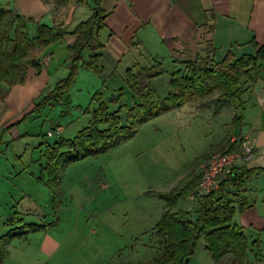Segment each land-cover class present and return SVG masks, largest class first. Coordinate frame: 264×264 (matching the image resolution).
I'll use <instances>...</instances> for the list:
<instances>
[{
    "label": "rangeland",
    "instance_id": "rangeland-1",
    "mask_svg": "<svg viewBox=\"0 0 264 264\" xmlns=\"http://www.w3.org/2000/svg\"><path fill=\"white\" fill-rule=\"evenodd\" d=\"M157 53L158 48L145 47L140 53L134 52L129 61L137 58L141 66H151ZM159 55L164 74L153 79L151 86L163 98L174 66L173 59ZM62 68L59 72L66 73L57 76L59 80L67 76L66 67ZM119 76L112 79L117 82ZM113 87L110 83L102 86V78L80 67L75 84L61 103L18 124L27 128L28 136L1 144L0 166H10L12 176L9 183L0 181V206L5 207L6 196L11 199L17 195L16 202L23 201L24 196H18L17 191L22 189L29 200L23 202L27 210L20 219L26 224L48 226L13 239L3 248L0 264H139L160 256V239L154 228L165 202L156 194L169 192L189 173L200 175L199 167L222 137L223 126L231 123L234 114L241 117L244 110L241 104L226 102L214 117L220 108L214 106V94L161 115L142 125L133 138L118 147L68 165L54 202L46 184L37 180L40 176L47 179L40 166L46 162L45 145H52L60 137H74L89 122L90 114L84 110L97 107L93 95L100 92L109 99L117 95ZM124 101L121 98L118 103H110V111ZM59 124L65 131L48 137L47 133ZM189 202L179 200L177 209L189 207ZM4 221L0 220V237Z\"/></svg>",
    "mask_w": 264,
    "mask_h": 264
},
{
    "label": "trees",
    "instance_id": "trees-1",
    "mask_svg": "<svg viewBox=\"0 0 264 264\" xmlns=\"http://www.w3.org/2000/svg\"><path fill=\"white\" fill-rule=\"evenodd\" d=\"M69 1L56 0L60 6L67 5ZM85 1L87 0H76V3L83 4ZM101 1L92 0L90 17L79 23L70 33L76 36V41L68 46V58L63 64L66 66L67 76L58 80L46 95L39 98L24 115L23 120L32 114H39L46 107L60 103L75 84L80 67L96 76L101 75L100 60L104 46L95 35L104 27L108 16L101 7ZM29 21L31 19L0 5L2 101L10 87L25 83L28 67L40 72L41 66L35 58L37 54L69 35L61 26L39 25L36 34L30 37L26 32ZM252 46L257 49L254 43ZM214 51L211 44L207 43L203 56L181 62V68L170 72L169 91L165 98H159L151 86L153 79L164 74L157 66L135 65L127 69L123 77V87L116 91L117 95L109 99L105 100L100 92H96L92 99L97 107L84 110L91 116L89 123L72 139L60 137L52 145H45L43 157L46 162L41 173L45 172L47 179L40 176L37 180L46 184L52 200L56 201L60 180L68 165L118 147L133 138L138 129L149 121L189 102L202 101L214 94H217L214 98L216 109L226 102L239 105L243 94L242 81L252 80L259 67L258 63H264V45L254 55H243L235 59L228 53L219 62L214 59ZM1 84L6 88L3 89ZM121 98L125 101L117 109L110 111V103H118ZM238 120L235 116L232 125ZM230 139L231 133L223 140L224 152L238 150L237 144L229 145ZM259 171L261 170L235 169L232 175L220 182L217 191L208 196L196 197L195 207L190 212L178 210L177 202L189 198L190 193L198 186L201 174L189 173L169 192L156 194L165 202V210L155 226L156 235L160 239L161 254L139 264H188V259L194 254L200 239L203 240L214 264L244 263L256 242L250 244L233 219L236 211L242 212L248 208L243 197L245 179ZM16 221L19 223L17 227L11 228L0 237V261L3 259V248L13 239L42 231L48 226Z\"/></svg>",
    "mask_w": 264,
    "mask_h": 264
},
{
    "label": "crops",
    "instance_id": "crops-1",
    "mask_svg": "<svg viewBox=\"0 0 264 264\" xmlns=\"http://www.w3.org/2000/svg\"><path fill=\"white\" fill-rule=\"evenodd\" d=\"M0 5L31 19L26 26L30 37L36 34L39 25L61 26L69 33L35 56L41 66L40 72L28 67L25 83L10 87L5 99L0 100L1 147L9 139L19 140L29 135L27 128L18 124L24 121V115L32 105L59 80L57 76L62 73L59 70L63 69L68 58V46L76 41V36L70 33L90 17L93 3L87 0L77 4L76 0H70L67 5L60 6L56 0H0ZM101 7L108 16L104 27L95 35L104 46L100 60L102 73L98 77L102 78V86L110 83L114 91L123 87V76L127 69L141 66L137 62L139 59L132 58L129 61V57H134V52L140 53L145 47L154 46L158 48L159 54H166L173 59L174 71L181 68V62L203 56L207 43L215 50L214 59L218 62L228 53L235 59L254 55L264 45V0H102ZM159 54L154 57V65L141 67L157 66L162 69ZM46 57L49 58L48 63L43 65L42 61ZM84 58H87V54ZM258 65L253 79L242 81L243 94L239 106L241 104L244 110L241 117L234 114L233 118H239L236 124L232 125V118L231 123L227 122L223 126L222 137L211 146L208 155L225 151L222 148L227 134L231 133V137L254 138V154L244 168L261 171L245 179L243 197L248 208L242 212L236 211L233 220L250 244L256 242L249 256L253 263L264 264V63L259 62ZM114 75L121 76L117 82L112 79ZM1 87L6 88L3 84ZM65 101L69 104L68 97ZM222 108L223 105L213 116L219 115ZM62 128L63 133L65 129ZM229 145L232 143L229 142ZM40 166L42 168L44 165ZM11 171L10 166H0V181L11 182ZM199 171L201 174L200 167ZM17 191L18 196H24L23 201L17 203V195L11 199L6 196L5 207L2 209L0 206V220H5L3 235L19 224L16 220H21L20 217L27 210L22 205L29 200L28 193L19 188ZM186 200L190 201V206L178 210L190 212L194 209V202L189 198ZM188 264H214L202 239L189 257Z\"/></svg>",
    "mask_w": 264,
    "mask_h": 264
},
{
    "label": "built area",
    "instance_id": "built-area-1",
    "mask_svg": "<svg viewBox=\"0 0 264 264\" xmlns=\"http://www.w3.org/2000/svg\"><path fill=\"white\" fill-rule=\"evenodd\" d=\"M49 58L43 59V65L48 63ZM62 126H58L47 133L48 137L60 136ZM230 142L238 145L236 152H219L208 155L201 163V177L198 186L190 193L189 199L194 202L195 198L208 196L219 188L222 180L233 174L238 168H244L254 154V138L252 136L231 137ZM242 264H254L248 257Z\"/></svg>",
    "mask_w": 264,
    "mask_h": 264
}]
</instances>
